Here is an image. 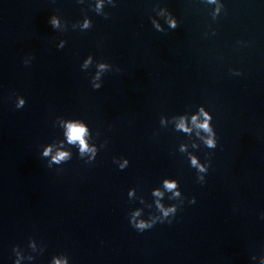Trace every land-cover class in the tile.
I'll return each instance as SVG.
<instances>
[{
	"label": "clouds",
	"instance_id": "obj_1",
	"mask_svg": "<svg viewBox=\"0 0 264 264\" xmlns=\"http://www.w3.org/2000/svg\"><path fill=\"white\" fill-rule=\"evenodd\" d=\"M109 2L111 3L112 0H109ZM209 3H215L216 0H208ZM98 7H100V5H98ZM217 11H219V8L217 9ZM53 24H55V21H53ZM169 27L171 29H175L178 24L176 22L175 19H170L168 21ZM85 27H88L89 24L86 21L85 22ZM158 30H159V26H157ZM163 31V30H160ZM91 61V56H89L88 60L85 61V64L89 63ZM26 63V62H25ZM101 67H104V65H101ZM236 75H240V73L237 71L235 72ZM95 87L98 89L100 86L99 85H95ZM25 105V101L23 98H19V102L16 104L17 108H21ZM201 114H203L205 116V122L202 124H199L198 127L202 128L205 132L210 133V138L206 140V145L208 148H216L217 146V138H216V132L213 131V128L210 127L209 121H212L213 117L212 115H210L208 112H205L203 107H201L200 109ZM196 118L193 117V121L195 122ZM179 127L183 128L184 124L183 122H181V124L179 125ZM187 130V129H185ZM86 133V129L83 125H79V124H68V140L70 143H75V142H79L80 144V148H81V152L87 151L88 146L85 143V140L83 139L84 135ZM50 153V148L45 150L44 155L47 156ZM68 156V153L65 152H59L57 153L55 156H53V162L59 163L60 161L64 160L66 157ZM128 161H125V164H127ZM192 164L194 166H197L199 168V171L201 172H205L208 170V167L210 165V161L208 162V166H204V165H198L197 164V160L195 157H193L192 159ZM121 167L123 168L124 165H121ZM199 182L203 183V177L199 178ZM165 186L168 190H172L175 189L177 187L176 182H165ZM157 195H159V193H157ZM176 195H179V193H176ZM189 203H195V197L192 198V200L189 201ZM163 216L165 218L169 217V214L171 213L172 216H175L176 213V208L175 206L168 208V209H163ZM139 213H135L133 215L132 220L130 221V224L138 231L143 232L147 229L152 228L156 222L154 221H145V220H136L135 217L138 216ZM167 221L168 223H171V219H166V220H161L159 222L163 223ZM30 246L34 247V243H32V240H30ZM16 250V247L13 248V251ZM43 251V250H42ZM63 258L62 259H57V258H53L52 264H69V259L66 255H62ZM29 259H33V257H29ZM253 259H255V257H253ZM14 264H19V260H15ZM261 264H264V256L261 257Z\"/></svg>",
	"mask_w": 264,
	"mask_h": 264
}]
</instances>
